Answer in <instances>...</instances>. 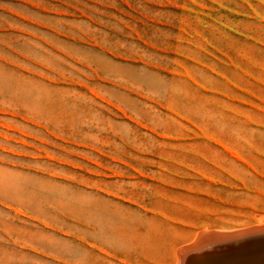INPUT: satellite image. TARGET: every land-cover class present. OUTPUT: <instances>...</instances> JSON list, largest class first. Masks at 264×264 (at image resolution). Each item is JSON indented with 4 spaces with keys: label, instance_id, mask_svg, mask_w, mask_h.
I'll use <instances>...</instances> for the list:
<instances>
[{
    "label": "rangeland",
    "instance_id": "374dc122",
    "mask_svg": "<svg viewBox=\"0 0 264 264\" xmlns=\"http://www.w3.org/2000/svg\"><path fill=\"white\" fill-rule=\"evenodd\" d=\"M260 219L264 0H0V264H173Z\"/></svg>",
    "mask_w": 264,
    "mask_h": 264
},
{
    "label": "bare ground",
    "instance_id": "6f19581e",
    "mask_svg": "<svg viewBox=\"0 0 264 264\" xmlns=\"http://www.w3.org/2000/svg\"><path fill=\"white\" fill-rule=\"evenodd\" d=\"M87 213L90 218L93 219V222L87 223V228L92 231L93 235L97 233V223H101V219L97 210L88 208ZM212 228L204 227L201 228L198 232H196L195 239L199 236L204 235L206 232L211 231ZM215 229V228H214ZM216 230V231H215ZM214 235H209V241L207 245L202 244H195L193 241L190 242L189 248L185 247V250H182L180 245L178 244L179 250L176 252V259L173 264H215L220 258L226 257L227 255H231L229 252H226L230 249L240 247H245L248 245V242L252 241L256 246L260 247V252L254 253L249 256H245L248 252H251V249L248 251L240 252L239 254L233 255V257H242L237 260H230L225 259L217 264H264V219L258 220L256 223L247 226H240L234 229H215ZM246 230H248L246 232ZM225 232H234L229 236H222V235H229L225 234ZM92 235V236H93ZM212 236V238L210 237ZM213 236H216L215 238ZM208 237V235H207ZM222 237H229L227 239H222ZM202 238V237H201ZM200 238V239H201ZM204 238V237H203ZM210 238L215 239L210 242ZM193 240V239H192ZM199 240V239H198ZM208 240L205 239L204 242ZM235 240H239L235 242ZM74 238H71V242H75ZM234 241V242H233ZM188 242V243H189ZM187 243V242H184ZM183 243V244H184ZM182 244V243H181ZM218 247V248H217ZM208 250V251H207ZM221 252V253H219ZM195 257H192V256Z\"/></svg>",
    "mask_w": 264,
    "mask_h": 264
},
{
    "label": "water",
    "instance_id": "95a60500",
    "mask_svg": "<svg viewBox=\"0 0 264 264\" xmlns=\"http://www.w3.org/2000/svg\"><path fill=\"white\" fill-rule=\"evenodd\" d=\"M257 244H255L254 242L250 241L248 242V245H246L245 247H240L238 246L237 248H233V249H230L226 252H229L231 255H227L226 257H223V258H220L218 261L215 262V264L225 260V259H230V260H237V259H240L242 257H233V255L235 254H239L240 252H243V251H248V250H251V249H255V250H252L251 252H248L245 256H249V255H252L254 253H257V252H260L261 250L259 249L260 247L256 246ZM264 246V245H263ZM218 248V247H217ZM208 251V250H207ZM221 253V252H219ZM192 257H195L194 255ZM197 262H195L196 264Z\"/></svg>",
    "mask_w": 264,
    "mask_h": 264
}]
</instances>
